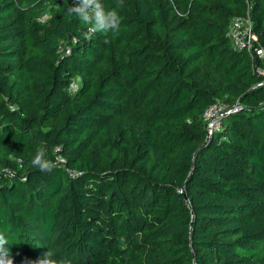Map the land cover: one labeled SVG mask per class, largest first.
Returning <instances> with one entry per match:
<instances>
[{
	"label": "trees",
	"instance_id": "16d2710c",
	"mask_svg": "<svg viewBox=\"0 0 264 264\" xmlns=\"http://www.w3.org/2000/svg\"><path fill=\"white\" fill-rule=\"evenodd\" d=\"M74 3L0 0V264H264V87L228 34L250 11L264 44V0H123L115 34Z\"/></svg>",
	"mask_w": 264,
	"mask_h": 264
},
{
	"label": "built area",
	"instance_id": "2783aa9c",
	"mask_svg": "<svg viewBox=\"0 0 264 264\" xmlns=\"http://www.w3.org/2000/svg\"><path fill=\"white\" fill-rule=\"evenodd\" d=\"M38 19L41 22H45L48 19V14L43 13ZM92 33L93 30L90 28L88 34ZM228 34L231 38L234 49L245 51L249 55L251 61L253 62L254 71L260 77L251 89L264 87V44L261 42L260 37L255 30L254 21L250 11H248L245 15L234 17L231 20ZM73 41L76 42L75 39ZM59 52L70 54L71 45L68 43H62L59 47ZM78 87L79 80L72 82L69 90L73 93L78 89ZM240 108L241 107L238 102H236L233 106H230L228 103H225L220 99L209 105L203 114L205 129L208 135H212L220 128L221 121L226 115L232 111H237ZM61 151V146H57L54 149V164L65 168L69 176H77L79 172L67 166L66 159L62 155ZM3 172L9 175L15 174L11 168H4Z\"/></svg>",
	"mask_w": 264,
	"mask_h": 264
},
{
	"label": "clouds",
	"instance_id": "9594fccd",
	"mask_svg": "<svg viewBox=\"0 0 264 264\" xmlns=\"http://www.w3.org/2000/svg\"><path fill=\"white\" fill-rule=\"evenodd\" d=\"M123 6V0H117V7L105 9L102 0H75V3L68 9L69 15H76L81 23L89 24L93 32L113 33L119 31L121 18L117 9ZM33 165L41 171H51L54 167L47 160V152L43 146H37ZM6 240L0 237V249L6 245ZM9 264H12L9 258ZM37 264H54L50 253L46 252Z\"/></svg>",
	"mask_w": 264,
	"mask_h": 264
}]
</instances>
